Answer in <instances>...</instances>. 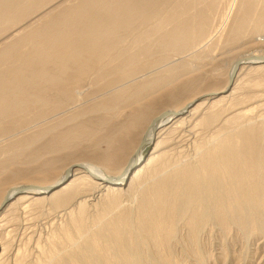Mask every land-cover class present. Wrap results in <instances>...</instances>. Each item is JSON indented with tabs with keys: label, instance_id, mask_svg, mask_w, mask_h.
<instances>
[{
	"label": "bare ground",
	"instance_id": "1",
	"mask_svg": "<svg viewBox=\"0 0 264 264\" xmlns=\"http://www.w3.org/2000/svg\"><path fill=\"white\" fill-rule=\"evenodd\" d=\"M222 1L76 0L72 4H62L56 8L57 5H52V0H0V23L5 22L6 25L9 21L14 22L10 25L12 28L20 24L24 17L29 18L41 8L47 7L39 17L29 23L28 28L17 29L9 41L6 36L0 37V142H8V145L5 144L7 149L3 147L7 150H3L4 155L22 157L25 155V148L42 138H47L48 135V138L43 140L45 143H42L50 151H54L55 147L62 149L71 146L73 135L77 137V134L86 133L89 126L79 122L80 125L76 129L70 125L64 130L59 128L92 107L88 104V108L85 107L84 102L88 101L85 99H88L91 93L101 92L104 86L93 87V90L91 86L114 74L106 85L116 90L119 86L115 87V84L139 70L140 66H132L147 62L150 51L152 53L154 48L165 50L170 44H174L175 48L190 45L189 41L181 40V35L191 39L192 44L196 43V39L210 28L211 20L219 12L218 5ZM227 1L230 3L224 12L220 27L229 21L238 0ZM259 1H263L260 9L251 3L247 11L243 10L240 17L234 18V22L239 23L233 30L244 29V20L248 14L256 16L259 21L258 24L254 23L253 30H264V24L260 23H264V0H257ZM6 29L2 32L3 35ZM263 54L264 52H253L238 58L259 57ZM235 61L227 72L226 86L230 83ZM243 64L264 66V61ZM239 68L234 76L235 80ZM117 71L122 73L118 75ZM168 72L158 79L154 77L155 81L145 80L136 84L134 91L143 92L158 85L163 87L166 79L164 77H170ZM234 89L235 86H232L230 92L221 97L232 94ZM131 92L133 93L132 90ZM118 93L121 92H116L117 95ZM209 93L207 91L203 94ZM198 96L201 95L194 96L188 104ZM219 98H213L211 101L215 103ZM206 101L205 98L188 109L189 113L182 112L184 108L187 109L188 104L185 103L183 106L163 110L162 112H166L165 116L159 117L161 112L150 119L149 125L143 130L144 133L142 132L143 136L140 134L141 140L120 169L116 160L117 153L110 155L106 151L99 153L96 148L92 149V158L96 159L95 161L85 158L67 165L61 173H56L58 177L49 183H17L10 186L0 200V210L4 207L6 199L12 198L16 193L17 188L31 185V190L15 196V200H30L37 197V194H29L30 192H47L67 171H71L73 175L52 191L49 190L50 205L64 206L81 192L92 190V195L96 196V193L105 190L104 193H99L104 199L98 207L95 206L97 211L90 216L89 221L84 217L87 197L78 200L75 208H66L65 213L75 209L71 215L75 234L69 232L67 236L69 241L77 243L78 247L65 255L63 253L64 258L73 264H187L189 260L192 261L191 264H200V260L212 252L211 247L207 249L203 244L205 233L208 234L210 242L215 238L217 228L224 234L233 225H238L241 231L243 229L245 235L255 230L264 233V125L249 124V119L231 120L230 115H226L228 117L224 118L219 126L214 125L215 128H211L207 135L198 137L196 134L189 144L192 150H175V153L172 149L168 157H160L150 171L144 172V179L147 180L143 184H148L140 190V197L137 196L140 198L137 207L118 208L121 207L119 196L114 191L122 189L121 185L139 178L142 170L159 155L156 153L159 149L158 140L151 151L152 155L147 160H141L144 146L162 131L173 130L175 124L183 123L187 114ZM110 103L111 98H107L93 105L106 106ZM73 108H78L76 110L79 111H71ZM138 112L143 113V116L138 114V118L131 117L128 127L135 128L143 121L146 115L144 109ZM60 113H64L61 114L63 117H56ZM217 116L216 113L212 114L208 124H213L212 121L217 120ZM115 146L110 149L114 150ZM32 153L27 152L25 155L27 162L38 156ZM55 158L49 157L44 161L40 171L43 168H54L52 166L57 165L56 161L61 159ZM137 162L139 165L133 168L130 174V167ZM2 167L3 163H0V170ZM113 168L119 170L112 174ZM115 185L119 188H115ZM130 198L131 196L129 200ZM4 224L0 216V231ZM61 262L58 261L59 264Z\"/></svg>",
	"mask_w": 264,
	"mask_h": 264
},
{
	"label": "rangeland",
	"instance_id": "2",
	"mask_svg": "<svg viewBox=\"0 0 264 264\" xmlns=\"http://www.w3.org/2000/svg\"><path fill=\"white\" fill-rule=\"evenodd\" d=\"M52 1H54L52 5H57L56 8H58L61 7L62 4L63 6H66L70 3H74L76 0H73V2L72 0ZM229 3L230 1L227 0H223L219 3V12H217L215 17L212 18L210 28L200 38L196 39V43L192 44L191 39H189L187 36L181 35V40H183V42L189 41L188 43H190V45L186 47L175 48L174 44H170L167 48L165 47L166 49L164 48L165 50L162 48H154L152 53L150 51V59L148 57L147 62H143L141 64L136 63L134 66H132V68L140 66V68L138 67L139 70L126 79L124 78L115 84V87L119 86L118 88L120 89L116 88L115 90L114 87H108V85H106V83L110 82V80L114 77V74L108 75L99 84H94L91 86V90H93V87L98 88V86H104L101 92H98L97 94L91 93L88 95L89 98L87 97L88 99H85L88 100L86 101L87 103L84 102L85 107H87V104L88 106L92 105V107H87L88 111L77 118H74L70 123L61 125L59 128V130H64L70 125L73 129L74 127L76 129L80 124L89 126V128L86 130V133L77 134V137L76 135H73L71 146H68L67 148L64 147L62 149L55 147L54 151H50L46 148V146H44L45 142L43 141L44 139L46 140L48 138V135L47 138H42L34 145L25 148V155L27 152H34L36 155L38 154V156L32 160L33 162L30 159L29 160L31 162H29V160L27 162L25 155L22 157L20 156L19 158L15 156H13V158L7 156L6 154L4 155L3 150L6 148L5 146L8 145V142H0V163H3L4 166L2 167V170H0V200L3 199L7 189L12 185H16L17 183L24 185L23 183L46 184L47 182H51L58 177V175L55 174H59V172L61 173L67 167V165L76 163L78 160H84L85 158H90V160L93 159L92 151H94L95 148L99 151V153L107 152L110 155L111 153H117L118 158L116 157V160L118 162V168L120 169L121 166L125 165L128 157L133 153L139 140H141V137L143 136L142 132L144 133L147 125H149V122L152 120V118H154V116L159 115L163 110L174 108L176 106H183L185 103L188 104L189 100L199 94L201 96H198L196 99L190 102L187 105V109H183V113H189V110L192 107L205 98L207 101L201 103L202 105H200L199 108L195 109V111L192 113L187 114L183 123L178 125L175 124L174 126L172 125L174 131L170 130L172 131L171 133L169 130L162 131L158 137L153 138L149 144L144 146L143 149L145 150L141 160H147V158L152 155L151 151L158 140L160 142H158L157 149H159L156 153H159V155L158 157L156 156L157 158L154 162H151L143 169L144 171L142 170V174H140L139 178H135L133 180L135 183L133 181L130 183L128 182L127 184L125 183L124 185L120 186L122 189H117L114 191L119 196L118 201L121 207L118 208L122 209L125 206L127 208L132 207V209H135L137 207L140 200V198H137V196L140 197V190L143 187L145 188L148 184H143V182L147 180L144 179V172L147 170L150 171V169H152L160 157H168L169 152H171L172 149H174L173 152L175 153V150H192V147H189V144L195 139L196 134L198 137L207 135L211 128H215L219 126V124H222L223 119L227 118L229 115L231 120H240L241 118L249 119V124L264 125V66L258 64H243V66L240 67L241 69L239 68V74L237 73L238 76L236 77V80H233L231 87L230 83L227 86L225 85L228 81L227 72L238 57L253 52H258L259 54L264 52V30L256 31L253 30L252 27L255 25L254 23H259L256 16L252 17L250 14H248L247 18L244 20V29H237L236 31L233 30V28H236L237 24L239 23L236 21L234 22L235 17L238 18L244 11H247V8L249 5H251V3L255 8L260 9L263 6V1L257 2V0H238L235 7L232 9L229 21L220 27L223 22L224 12L227 10ZM45 9H47V7L41 8L40 11H37L38 14L35 12L34 15L32 14L29 18L24 17L22 22L20 21V24L15 25V27L19 25L16 28L10 27V25H13L14 22L12 23L9 21V24L6 23V25L5 22L0 23V25H4V27L3 25L0 26V37L6 36L8 37L7 40L9 41L10 38H12V35L17 32V29L28 28V26L32 23L31 21L39 17ZM24 20L27 21L24 22ZM260 23L264 24L263 22ZM3 28H7L4 35L2 33L4 31ZM261 56H264V54ZM182 65L184 66L183 68ZM167 71H169L168 74L170 77H164L166 79H164L165 83L163 84V87L160 86V88L159 85L155 86L154 84V89H147L143 92L134 91L135 89L133 88H135L136 84L145 80L155 81L156 79L154 77L158 79L163 74H166ZM117 72L118 75L122 73V71ZM232 86H235L232 94L230 93V95L227 97H221L223 94L230 92ZM119 91L121 93H118L117 95L116 92ZM207 91L210 93L203 94ZM216 97L220 98L215 101V103L212 102L211 100ZM107 98H111V103L109 105H93L95 103L102 102L103 99ZM211 106L213 107L211 108ZM140 108L142 110L144 109V113H146L143 121H141L140 124H138L139 126L137 125L135 128L128 127L131 117L135 118L137 116L138 118V114L143 116V113L138 112H141ZM76 109L78 108H73L71 111ZM216 110H220L221 114ZM236 110L239 112V114L236 112ZM78 111L79 110H76L74 112ZM214 113H216V115L218 114L216 118L217 120L212 121V123H214L210 125L208 122L212 119L211 116ZM61 114L64 115V113H60L57 114L56 117ZM63 115L60 117H63ZM65 115L67 114L65 113ZM145 119L147 120L145 121ZM186 119L188 120L187 122ZM189 129H191L190 131L192 133L189 131ZM140 134H142V136ZM2 143H4L3 146ZM90 146L92 148H90ZM112 146H115L113 149L115 151L117 150V152H113L114 150L110 149ZM3 147L5 148L3 149ZM42 148L44 149L42 150ZM6 149L5 151H7ZM123 152L126 153V155H124ZM49 157L55 158L56 160L58 158L61 159H58V162L56 161L57 165L52 166L54 168H43L40 171L39 168H42L41 166L43 162L47 161ZM93 160L95 161L96 159ZM138 165L139 162L132 165L130 167L131 170L129 173L131 174L133 168ZM29 168L32 170L31 172L29 171ZM118 168H113L114 170L110 169L111 173L115 174L119 170ZM51 174H54L56 177ZM72 175L73 174L71 171L66 172L65 176H63V178L58 183L51 186L45 193L38 192L36 190L35 192H30L29 194H37V197L35 196L32 199L30 198V200H15L16 194L20 192L16 191L12 198L10 197L5 203H3L4 207L0 210V216L2 218V222L5 224L0 231V264H59L58 261H62L61 264H73L67 258H64V255L78 247L76 245L77 243H71L69 241L70 238L67 236V233L69 232L71 234H75L71 223V215L75 210L74 208L76 207L78 200L87 197L88 201L85 200L86 210L84 217H86L89 221L90 216L92 217L94 215L93 213H96L97 207L99 206L98 204H101V201L104 199V196L100 194L104 193L105 190H101L99 192L100 194L96 193V196L92 195V190L81 192L75 196V198L69 204L64 206L54 207L50 205V203H48V198L51 194V191L61 183L65 182L67 177H71ZM117 186L118 185H115L114 187L119 188ZM103 188H105V186ZM49 190H51L50 193ZM97 194H99V196ZM128 196H131L130 200L132 199V202L129 200ZM71 207L74 208L69 213H65L67 209L69 210ZM239 229L240 228L238 225H233L223 234V231L217 228L215 238L212 240V242H210L208 234L205 233L202 238L203 244L205 247H207V249L211 247L212 252L207 257H203L200 260V264H202V262H204L203 264H264V233H262V231L259 232L258 230H255L252 233H249V235H245L246 232H244L243 229L242 231ZM5 233L7 235H5ZM73 237L74 239L76 238L75 235H73ZM75 262L78 263V261ZM190 262L192 261L189 260L187 264H191Z\"/></svg>",
	"mask_w": 264,
	"mask_h": 264
},
{
	"label": "water",
	"instance_id": "3",
	"mask_svg": "<svg viewBox=\"0 0 264 264\" xmlns=\"http://www.w3.org/2000/svg\"><path fill=\"white\" fill-rule=\"evenodd\" d=\"M264 61V56H259V57H251V58H246V59H242V58H238L236 61H235V65H234V69L232 71V74L230 76V87H231V84L233 83V80H234V76L237 72V69L245 62H262ZM166 112H162L159 117L161 116H165ZM157 117V118H159ZM69 172V171H67ZM69 177H67L66 181L68 180ZM33 187L31 185L29 186H25L24 188H17L16 191H22V190H25V191H28V190H31ZM25 191H22V192H25ZM19 192V193H20ZM8 200V199H6Z\"/></svg>",
	"mask_w": 264,
	"mask_h": 264
}]
</instances>
